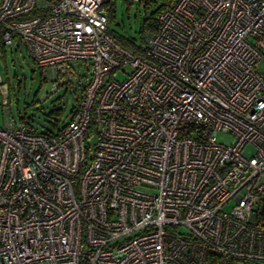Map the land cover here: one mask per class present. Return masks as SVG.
Listing matches in <instances>:
<instances>
[{"label": "built area", "instance_id": "built-area-1", "mask_svg": "<svg viewBox=\"0 0 264 264\" xmlns=\"http://www.w3.org/2000/svg\"><path fill=\"white\" fill-rule=\"evenodd\" d=\"M108 2L0 0L79 89L55 131L0 125V264H264V0H173L138 44Z\"/></svg>", "mask_w": 264, "mask_h": 264}, {"label": "rangeland", "instance_id": "rangeland-1", "mask_svg": "<svg viewBox=\"0 0 264 264\" xmlns=\"http://www.w3.org/2000/svg\"><path fill=\"white\" fill-rule=\"evenodd\" d=\"M147 1L149 4L145 7V0H115L114 18L108 21L109 29L140 43L138 31L142 19L162 2ZM2 53L0 75L6 89H0V125L7 118L20 124V117H25L36 132L55 131L65 125L79 96L76 77L61 80L65 75L55 76L49 70L43 71L31 60L22 45H8ZM256 70L264 71V59L256 64ZM129 71L130 67L124 65L122 70L116 72L115 78L121 80ZM77 73L81 75L84 71L80 69ZM216 137L225 143L232 139L230 134L224 133H217ZM90 141L93 143L95 138L92 137ZM251 152L252 147L246 146L242 154L249 156Z\"/></svg>", "mask_w": 264, "mask_h": 264}, {"label": "trees", "instance_id": "trees-1", "mask_svg": "<svg viewBox=\"0 0 264 264\" xmlns=\"http://www.w3.org/2000/svg\"><path fill=\"white\" fill-rule=\"evenodd\" d=\"M114 2H115V0H109V2L107 3L108 4V21H110L114 18V9H113ZM172 2H173V0H162V2L159 3V5L153 11H151L147 16H145L142 19V22H141V25H140V28L138 31L139 32V38H140L141 42L143 39L142 37L146 32H152L156 29L158 15L163 10L170 7ZM148 4H149V2L147 0H145V7H147ZM32 13H34V12H32ZM3 30H4V26L2 24H0V47L2 48V51L4 50V46H5L1 40V34H2ZM113 34L120 39H124L125 41L134 42V40H132L130 38L119 36V35L115 34L114 32H113ZM55 112L57 113V111H55ZM19 119H20L19 120L20 124H28L25 117H20ZM46 132H48V131H46Z\"/></svg>", "mask_w": 264, "mask_h": 264}, {"label": "crops", "instance_id": "crops-1", "mask_svg": "<svg viewBox=\"0 0 264 264\" xmlns=\"http://www.w3.org/2000/svg\"><path fill=\"white\" fill-rule=\"evenodd\" d=\"M6 49V46H4V50ZM3 51H2V48L0 47V55H2L3 53H2Z\"/></svg>", "mask_w": 264, "mask_h": 264}]
</instances>
